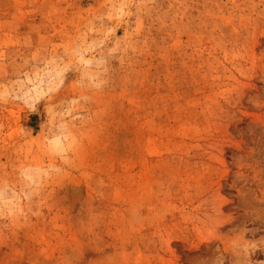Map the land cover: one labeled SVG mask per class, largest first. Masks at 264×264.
Listing matches in <instances>:
<instances>
[{"label": "rangeland", "instance_id": "obj_1", "mask_svg": "<svg viewBox=\"0 0 264 264\" xmlns=\"http://www.w3.org/2000/svg\"><path fill=\"white\" fill-rule=\"evenodd\" d=\"M0 264H264V0H0Z\"/></svg>", "mask_w": 264, "mask_h": 264}]
</instances>
